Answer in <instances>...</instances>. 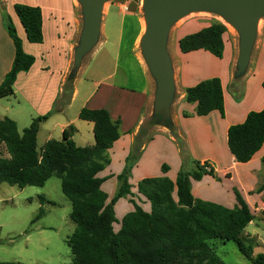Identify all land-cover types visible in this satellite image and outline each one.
Segmentation results:
<instances>
[{"label":"crops","instance_id":"0c3cea01","mask_svg":"<svg viewBox=\"0 0 264 264\" xmlns=\"http://www.w3.org/2000/svg\"><path fill=\"white\" fill-rule=\"evenodd\" d=\"M16 4L41 8L42 43L28 41L15 12ZM79 6L77 0H0V86L12 69L16 54L7 29L8 18L22 41L24 52L35 58L28 72L18 74L14 95L0 99V121L12 119L22 134L36 118L49 116L41 123L38 133L39 136L50 120L43 148L50 141L62 140L63 132L70 126L75 128L72 140L77 147L85 148L95 145L94 124L79 118L81 110H107L112 120L121 121V137L107 152L110 164L100 173L101 178H107L102 189L110 202L121 184L118 177L127 174L135 195L116 203L117 219L119 212L120 218H123L133 211L132 199L144 210L150 211V204L144 203L146 199L138 194V184L142 180L165 176L175 181L181 171H197L198 164L207 165L214 172V177L207 175L201 181H192L194 197L234 208L237 191L254 215V220L245 230L254 241V256L263 254L264 189L261 188L264 185V145L250 162L238 163L228 147V130L233 125L244 123L249 113L264 109V40L254 53V62L240 74V43L238 46L237 38L229 30L224 35L222 58L205 50L184 54L180 51L179 41L187 35L179 37L175 54L169 55L174 80V94L169 107L172 127L152 124L157 81L146 60L139 54L134 53L131 62L137 77L135 82L132 80V69L127 68L126 62L122 63L124 20L116 28L113 38L106 31L107 18L112 9L117 8L116 3H110L102 16L101 48L93 54L96 69L87 78L79 76L85 55L76 72L72 91L66 90L84 27L81 29L84 16L82 12L81 19ZM208 26H194L191 34ZM84 78L93 83L92 90L82 87ZM212 78L221 80L224 113L215 111L198 117L197 105L186 101V90ZM81 93L82 105L73 114ZM56 132H60V139H54ZM14 263L23 264L0 259V264Z\"/></svg>","mask_w":264,"mask_h":264},{"label":"trees","instance_id":"16d2710c","mask_svg":"<svg viewBox=\"0 0 264 264\" xmlns=\"http://www.w3.org/2000/svg\"><path fill=\"white\" fill-rule=\"evenodd\" d=\"M15 12L23 25L27 39L34 44L44 40L42 10L16 4ZM7 29L15 45V60L0 86V99L14 95V84L21 72H28L35 58L24 52L22 41L8 18ZM227 26L215 21L201 31L187 35L179 41L184 54L205 50L217 58L224 54V35ZM74 70L67 85L73 89ZM264 88V82H263ZM186 101L197 105L196 115L205 117L215 111L224 113V95L219 78L202 81L186 90ZM49 116L36 118L21 134L10 118L0 121V142L4 143L8 157L0 154V183L26 187H44L51 178L61 180L62 192L72 203L71 220L75 231L67 239L72 253V264H225L211 242H234L240 253L252 264H264V253L254 256L252 239L245 234L254 215L243 197L236 191L237 205L229 208L220 204L196 199L192 181L204 176L214 177L212 170L198 164V170L181 171L175 181L168 177L146 178L138 184V194L151 204L144 210L131 200L133 211L120 222L116 203L132 196L127 174L118 177L120 187L109 202L101 178L110 164L107 152L120 139L121 121L112 120L105 109L84 108L79 114L83 121L94 124L95 145L77 147L72 140L75 128L63 132L62 140L50 141L38 150L40 125ZM158 117L152 120L157 124ZM166 125L172 127L170 121ZM264 145V109L251 112L244 123L228 130V147L238 163H248ZM264 189V185L261 188ZM42 200H46L43 198ZM45 214L40 209L36 219ZM264 219V211L262 212ZM18 264V263H14Z\"/></svg>","mask_w":264,"mask_h":264},{"label":"rangeland","instance_id":"374dc122","mask_svg":"<svg viewBox=\"0 0 264 264\" xmlns=\"http://www.w3.org/2000/svg\"><path fill=\"white\" fill-rule=\"evenodd\" d=\"M110 3H116L117 8H113L107 18L106 31L109 37L113 38L116 28H118L122 20L125 21L122 63L126 62L127 68L132 69V71L130 70L132 72V80L135 82L137 77H135L132 68L133 64H131L134 53L145 59L142 48V37L147 27L144 0H107L103 7V15ZM79 9L82 19L83 10L81 5ZM215 21H220L227 26L231 34L237 38L239 46L242 39L240 32L220 15L207 11H193L178 19L170 27L167 41L169 55L175 54L179 37L190 35L194 26H208ZM83 26L82 23L81 29ZM180 27L182 29L176 33V30ZM263 40L264 16L258 20L256 37L247 67L254 62V53L260 48ZM98 42V45L96 44L84 59L79 73L81 78L89 77L96 69V64L93 63V54L101 48L100 43L102 40H100V36ZM132 49H135V51H132ZM191 58L194 60L195 57L192 55ZM72 70H74V67ZM92 84V82L86 81L85 78L82 79V87L92 90ZM65 88L69 90L67 84ZM82 95L83 93H81L72 110L73 114L82 105ZM69 114L71 115V113ZM157 117V121H160L161 117ZM49 122L46 123V128L49 127ZM46 128L44 125V129L38 136L40 155L43 154L42 149L46 141L45 134L48 131ZM53 137H55L54 139H60V132H56ZM0 154L8 157L5 145L1 142ZM43 198L46 200H42ZM147 202L146 200L144 201V203ZM149 206L151 209V204ZM40 209H43L45 214L39 220L33 222ZM71 213L72 204L62 192L61 180L58 178H51L44 187H26L23 189L0 183V259L4 261H19L23 264H72V253L67 245V239L75 231L76 225L71 220ZM118 217L119 223L114 225L116 232L120 230V222L123 219L120 218V212ZM245 234H247L246 231ZM251 242L254 247L253 239ZM211 244L216 248L218 256L225 264H252L240 253L238 246L234 242L222 243L216 240L211 242Z\"/></svg>","mask_w":264,"mask_h":264},{"label":"water","instance_id":"95a60500","mask_svg":"<svg viewBox=\"0 0 264 264\" xmlns=\"http://www.w3.org/2000/svg\"><path fill=\"white\" fill-rule=\"evenodd\" d=\"M84 16L80 46L75 53L74 71L82 59L97 44L100 36L103 7L107 0H77ZM147 27L142 37L145 60L157 81L154 115L160 124L169 121V107L174 94L171 59L167 50L170 27L178 19L193 11H207L220 15L241 34L238 70L247 69L256 37L257 24L264 16V0H144Z\"/></svg>","mask_w":264,"mask_h":264},{"label":"built area","instance_id":"2783aa9c","mask_svg":"<svg viewBox=\"0 0 264 264\" xmlns=\"http://www.w3.org/2000/svg\"><path fill=\"white\" fill-rule=\"evenodd\" d=\"M205 166H206L207 170L210 171V169H208V166L207 165H205Z\"/></svg>","mask_w":264,"mask_h":264}]
</instances>
